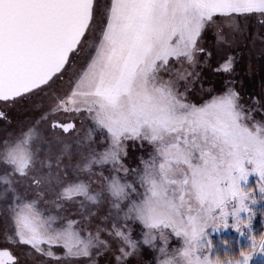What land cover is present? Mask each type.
Listing matches in <instances>:
<instances>
[{
  "label": "snow or ice",
  "instance_id": "obj_1",
  "mask_svg": "<svg viewBox=\"0 0 264 264\" xmlns=\"http://www.w3.org/2000/svg\"><path fill=\"white\" fill-rule=\"evenodd\" d=\"M0 264H264V0H0Z\"/></svg>",
  "mask_w": 264,
  "mask_h": 264
},
{
  "label": "rangeland",
  "instance_id": "obj_2",
  "mask_svg": "<svg viewBox=\"0 0 264 264\" xmlns=\"http://www.w3.org/2000/svg\"><path fill=\"white\" fill-rule=\"evenodd\" d=\"M205 87H208V85H207V84H205Z\"/></svg>",
  "mask_w": 264,
  "mask_h": 264
},
{
  "label": "trees",
  "instance_id": "obj_3",
  "mask_svg": "<svg viewBox=\"0 0 264 264\" xmlns=\"http://www.w3.org/2000/svg\"><path fill=\"white\" fill-rule=\"evenodd\" d=\"M257 83H258V81H257ZM257 227H259V225H257Z\"/></svg>",
  "mask_w": 264,
  "mask_h": 264
}]
</instances>
